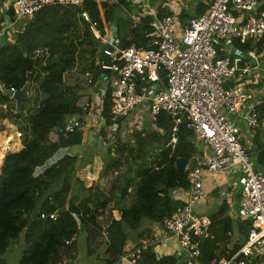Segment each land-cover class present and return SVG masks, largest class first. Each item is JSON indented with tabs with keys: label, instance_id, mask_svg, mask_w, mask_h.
Masks as SVG:
<instances>
[{
	"label": "trees",
	"instance_id": "1",
	"mask_svg": "<svg viewBox=\"0 0 264 264\" xmlns=\"http://www.w3.org/2000/svg\"><path fill=\"white\" fill-rule=\"evenodd\" d=\"M99 1L104 6L102 14L97 0H84L82 8L88 10L102 30V18L105 23L112 22L116 5L111 0ZM209 1H199L193 16L201 15ZM157 9L159 16L169 13L161 5ZM80 10L74 5H44L30 17L22 18L23 27L0 46V83L4 87L0 91V119L7 118L10 125L17 126L21 145L17 151H8L0 165V264H8L3 256L12 243L23 244L17 264H63L66 257L76 255L81 236L85 253L93 258L90 264H112L129 244L128 231L138 230L143 220L160 223L185 200L174 198V192L189 190L187 176L194 165L188 164L199 153L190 131L181 124L177 143L169 145L173 120L169 113L161 111L153 120V127L144 125L126 138L120 136L121 118L111 114L110 87L99 105L103 125L90 140L93 151L97 137L106 144L99 152V178L85 186L76 176V171L91 159L88 160L87 149L80 154L72 151L84 138L88 145L91 129L85 133L83 121L91 104L79 102L82 87L75 75L68 77L71 84L65 82L64 75L75 68L82 74H94L101 61L99 42L79 16ZM6 13L9 21H14L12 8L8 7ZM187 16L181 12L182 20ZM151 19V15L140 16L133 27L123 21L126 30L118 38L120 46L151 48ZM234 43L239 51H261L264 37ZM98 70L103 71L101 67ZM26 82L25 105L17 111L8 91L20 90ZM257 112L258 125L248 153H257L256 158L262 163L264 102ZM69 118L77 119L81 125L65 135L60 128ZM112 123L117 124V131L111 133L112 142L108 143L107 127ZM51 134L56 135L54 140L50 139ZM179 158L186 159L184 171L176 167ZM227 206L222 202L210 214V232L199 237L198 259L203 264L229 257L247 239L250 222L232 221L226 215L230 209ZM42 213L46 216L41 217ZM51 213L54 218L49 217ZM234 228L239 240L231 248H222L221 243L230 244ZM147 248H143L139 258L141 264H176L173 255L149 260ZM261 258L252 256V264Z\"/></svg>",
	"mask_w": 264,
	"mask_h": 264
},
{
	"label": "built area",
	"instance_id": "2",
	"mask_svg": "<svg viewBox=\"0 0 264 264\" xmlns=\"http://www.w3.org/2000/svg\"><path fill=\"white\" fill-rule=\"evenodd\" d=\"M5 1L6 6L0 9V37L11 26L6 18L8 7L13 10L14 20L30 17L52 3L81 8L79 16L98 40V51L111 58L109 70L113 76L101 82V88L104 92L110 87L113 117L123 119L134 113L137 118L148 115L154 120L165 111L173 120L169 145L177 143L181 124L190 131L195 145L204 144L205 149H199L198 158L188 171L190 186L185 200L160 223H154L160 231L159 239L167 242L174 238L178 251L186 254L185 264H203L198 261L199 237L208 235L211 220L196 214L193 207L205 196L203 175L208 172L219 179L226 178L221 184L223 195L230 199V214L251 225L247 239L233 254L210 264H251L252 256H262L256 264H264V163L256 169L242 142V130L254 132L257 127V107L264 102L263 52L254 48L239 51L234 46L235 40L243 43L250 37H264V9L258 7V0H211L201 15L184 22L179 19V0L166 4L160 0H111L122 10L129 5L141 11L142 16L151 15V48L120 46L118 38L111 39L104 21L101 30L88 10L82 8L84 0ZM160 5L169 13L159 16ZM126 14L133 23L140 17L129 11ZM100 67L104 66L100 63ZM163 71L166 73L161 75ZM85 76L88 82L92 81L88 73ZM102 77L103 74L97 75L95 81H103ZM3 90L0 83V91ZM14 92L10 88L9 95L12 97ZM231 114L235 115L234 120ZM80 125L77 119L69 118L60 130L67 135ZM107 131L111 143L117 124L112 123ZM13 135L19 137L20 133ZM99 140L102 146L106 145ZM147 245L127 244L118 261L139 264ZM178 255H173L176 261Z\"/></svg>",
	"mask_w": 264,
	"mask_h": 264
},
{
	"label": "crops",
	"instance_id": "3",
	"mask_svg": "<svg viewBox=\"0 0 264 264\" xmlns=\"http://www.w3.org/2000/svg\"><path fill=\"white\" fill-rule=\"evenodd\" d=\"M169 1H173V0H160L159 3L161 2L163 4H166ZM179 1L182 3V7L180 10V14H179V19L181 22H184L185 20H182L184 18H181V12L182 11H183V13L188 15L186 18H189V17L194 15V9H195L196 4L199 1L205 2L207 0H179ZM192 5H194L193 8H192ZM5 6H6V1L0 0V9L4 8ZM258 7L260 9H264V0H258ZM98 9H99L100 14H102L104 6L98 4ZM121 10H122V8L120 6L116 5V8H114V14H115L114 19L116 21L113 20L112 22H109V23L104 22V24H106L108 26L107 32H109L111 39L118 38V36H117L118 34H119V38H120V33H118L117 35L114 36V33L118 30L117 25H119V23L117 22L118 18L116 16V13H118V16L121 17L124 20V22L129 25L128 16L126 14H123L121 12ZM129 12L135 13V14L141 16V11H138L135 7H132V10H129ZM6 18L8 20L7 22L11 23L7 16H6ZM24 21L25 20H23V19H19V20L15 21L14 24L11 23V26L9 28V32H11L12 35L15 36V33L23 27ZM103 21L104 20L102 18V22ZM115 23L117 25H115ZM120 29L123 30L124 28H120ZM233 51H234V49H233ZM261 51L263 52V54L260 53V55H262L261 56V60H262L261 70H263L264 69V48ZM99 67H100V62H99L98 67L97 66L95 67L93 76H91V74L88 73L90 76V79L92 80V81L88 82V79H87V82L90 84H86L87 82H86V79L84 78L86 73L82 74V73L78 72L76 70V68L73 69L68 75V76L75 75V77L77 78V81L79 83L82 82V84H83L82 85L83 87L81 86L82 87V94L84 95L82 102L88 101L90 104L94 105L93 103L97 102L98 96L100 97V95H101L100 90H101V87H103V85H104L101 82H107L108 80H110L109 78H106L107 74H105L103 72H99V70H98ZM99 74H103V77H102V79H104L103 81H101V79L95 81V77ZM68 80L69 79H67V81ZM84 84L86 86H89V87L88 88L84 87ZM91 109H92V106H91L90 110ZM98 113H99V111H98ZM96 118L97 117L95 115H93L92 111H89L87 117L85 118V120L87 121L86 126L89 125L91 122H93L92 124L95 125ZM99 119H101L100 116H99ZM89 121H90V123H89ZM126 121H128L130 124H133L134 122L135 123L138 122V124H139L140 121H142V123H145L146 126L150 125L151 127H153V123H152L153 120L150 116L144 115V116H142V118H137L134 113H131L126 118L121 119L119 130H118L119 131L118 134L120 136L125 137V138L128 137V134H126L127 128L125 126ZM51 135L53 136V140H54L56 138V135L55 134H51ZM251 136L253 137V135L249 131L245 132V130L243 129L242 137L248 139V141H245V144H246V147L248 150H250L251 146H252ZM91 138H92V133L89 136L90 140H91ZM16 140H18V144H20L19 139H16ZM84 142H85V138L83 139L81 145H79V146L77 145L79 148L73 146L72 151L77 152V153L79 152V154H80L85 149H87L90 156L91 155L93 156L95 152L92 149V144L88 143V145H87ZM201 144H202L201 148L205 149L204 144L203 143H201ZM20 146L21 145H19V147ZM249 155L252 156V159L255 163L256 169H260L263 166L264 162L260 163L257 160V158H256L257 153H254V154L252 153ZM197 156L198 155L194 156L190 160L191 165H193L195 163ZM100 159H101V154H100ZM100 162H102V160ZM97 164L98 163H96L94 158H93L92 162L88 161L87 163H85L81 167L84 169L88 168V170H93L92 173H90V172L88 173V177L92 178V179H87V180H91V181H85V179H82V177H79V175L76 172V176L79 177L83 181L85 186H90L91 184L95 183L96 182L95 176H97V174H98L97 177L99 178V174H100V171L102 169V164H100L99 168H98V166H96ZM81 168H79V169H81ZM224 180H226L225 177L224 178L220 177V179H219V177H215L214 175H212L208 172H204L203 184H204L205 196H204L203 200L201 202H199L194 207L195 213H197L199 215H206V216L210 217V214L214 213L216 211L217 207L222 202H226V204L228 206H230V203H229L230 199L228 198L227 195H223V188H222L223 186L221 183L224 182ZM186 194H187V192L175 191L174 192V196H175L174 198H178V200H183V199H185ZM228 206H227V208H228ZM226 215L234 222H236L238 219V218L234 217V214L233 215L230 214V209L226 212ZM220 231H221V229H220ZM207 232L209 233L210 231L207 229ZM159 233H160L159 229H156L154 227V224H152L148 220H143L141 223V226L138 230L128 231L127 243H130L133 245H138V244L144 243V242L149 243L147 245V247L149 246V248L146 247L147 251L149 250V252H148L149 260L150 259L155 260V259L164 257L166 255H178L180 251H178V245H177L176 240L174 238L170 237L169 239H167V242H165V241L163 242L159 239ZM238 237H239L238 231L236 228H234L232 230V233H231L230 244L228 242L221 243L222 248L226 249V246H228V248H231L232 245L235 244L239 240ZM83 238L84 237L81 236L78 239V244H77L78 247H77L76 255L73 257H69V256L66 257L63 264H90L93 262V258L88 256L85 253ZM221 258H224V256H222ZM251 258L252 257H250V261H251ZM177 259H178V261H176V264H185V260H186L185 252H180V254L177 256ZM198 261H199V259H198ZM187 262H188V260H187ZM112 264H124V263H121L117 260L116 262H114ZM139 264H141V262H139ZM251 264H252V261H251Z\"/></svg>",
	"mask_w": 264,
	"mask_h": 264
},
{
	"label": "rangeland",
	"instance_id": "4",
	"mask_svg": "<svg viewBox=\"0 0 264 264\" xmlns=\"http://www.w3.org/2000/svg\"><path fill=\"white\" fill-rule=\"evenodd\" d=\"M193 6L194 5H192V8H193ZM126 7H127V9L132 10V8L130 6H126ZM121 12L123 14H125L126 13V10H124V11L121 10ZM116 16L118 18L117 19V22L119 23V25L116 24L117 22L115 23V25H117V27H118V30L114 33V36L117 35L118 33H123V31L126 30V26H124V23H123L124 20L121 17L118 16V13H116ZM114 21H116V20L114 19ZM120 28H124V29L121 30ZM8 34H9V29L6 31V33L3 36H1V38H0V45H2L7 40V37L6 36H8ZM10 34H12V33H10ZM117 36L119 37V34ZM99 59H101V56L99 57ZM68 75L69 74L64 75V80H65L66 83H70L71 84L72 82H70L71 81L70 79H69L70 81L69 80L67 81V79L69 77ZM91 76H93L92 73H91ZM112 76H113L112 73H108L106 75V78H110L111 79ZM84 78L86 79V82H87V79L88 78L86 76ZM89 78H90V76H89ZM86 84H90V83L87 82ZM80 85L81 86L83 85L82 82L80 83ZM84 87L88 88L89 86H86L84 84ZM9 91H8V93H9ZM105 91L103 92V90L101 88V90H100V93H101L100 97L98 96L97 102L93 103L94 105L91 104L92 109L89 110V111H92L93 115H95L97 117L96 118L95 125L92 124L93 122L90 123V121H89L90 124L88 123L89 125L86 126V122L87 121H85V120L83 121V123L85 122L84 123V126L86 127L85 128V133L88 132V128L91 129V131L89 132V135H91V133H93L94 131H98L102 127V125H103L102 120L99 119V116L100 115H99L98 111H99V105H100V103L102 101V98L104 96ZM81 94H82V91H81ZM83 96L84 95L82 94V97L79 99V102H81V103H84L85 102V101L82 102ZM230 118L232 120H234L235 119V115L234 114H231L230 115ZM12 125H13V123H12ZM12 125H10V122H9V120L7 118H1L0 119V165H1L2 161H3V158H4L5 154L8 151H17V150L20 149V147H19L20 144H18V140H16L17 139V136L16 135H13L14 132H17V130H16L17 129L16 128L17 126L15 124L13 126ZM144 125H145V123H142V121H140L139 124H138V122L137 123L134 122L133 124H130L128 121H126L125 126H126L127 132H128V133L126 132V134H128V136H129L130 133H131V131L137 130V129L141 128ZM50 136H51L50 139L53 140V136L52 135H50ZM244 139H245V141H248L247 138H244ZM191 141H192V139H191ZM90 142L91 141H90V139L88 137V143H90ZM95 143H96L95 144V147H96L95 148V151H97V152L94 151L95 152L94 155L93 156L91 155L92 157L89 156V158H88V155H86V157L84 158V160H86L87 158L89 160L91 158L89 161L92 162V160L94 158L95 162L98 163L96 166H98V168H99L100 164H102V162H100L101 159H100V153L99 152L103 151L104 149L101 148L102 147V142H100V140H99L98 137L96 138ZM91 144H93V143H91ZM191 146H193V145H191ZM201 146H202L201 142H197L196 143L195 150L196 149H198V150L199 149H202ZM105 148H107V146ZM197 158H198V156L196 157V160H197ZM196 160H195V162H196ZM87 162H85V163H87ZM190 162L191 161H189V164L188 165L191 164ZM92 171L93 170H88V168H85V169L84 168H81V169H79L76 172L79 175V177H82V179H85V181H91V180H87V179H92V178H89L88 177V173L89 172L92 173ZM97 176H98V174H97ZM97 176H95V180H98V177ZM114 215L118 216V214L116 213V211L114 212ZM22 248H23V244L22 243H16V244L15 243H12L9 246V248L7 249L5 256H3L6 259V262L8 264H17V260L19 258V254H20V251H21Z\"/></svg>",
	"mask_w": 264,
	"mask_h": 264
},
{
	"label": "water",
	"instance_id": "5",
	"mask_svg": "<svg viewBox=\"0 0 264 264\" xmlns=\"http://www.w3.org/2000/svg\"><path fill=\"white\" fill-rule=\"evenodd\" d=\"M129 24L132 26V22L130 21ZM111 47H107V50H110ZM101 62L103 67V72L105 74L110 73L109 66L111 65V58L107 53H101ZM166 72L163 71L161 75H164ZM29 73L27 74V80L29 79ZM163 83H166V77L163 78ZM142 84H139L141 86ZM27 89H28V82L23 86L22 89L17 90L13 93L12 98L15 100L17 111H20L21 108L25 105V98L27 96ZM176 167L179 171H184L186 169V159H177L176 160ZM103 179H101L102 181ZM210 264V263H208Z\"/></svg>",
	"mask_w": 264,
	"mask_h": 264
},
{
	"label": "clouds",
	"instance_id": "6",
	"mask_svg": "<svg viewBox=\"0 0 264 264\" xmlns=\"http://www.w3.org/2000/svg\"><path fill=\"white\" fill-rule=\"evenodd\" d=\"M97 3L99 4L100 1L97 0ZM99 5H100V4H99ZM127 6H129V5H127ZM130 7H131V6H130ZM131 8H132V7H131ZM136 9H137V8H136ZM125 10H126V9H125ZM123 11H124V10H123ZM126 11H127V10H126ZM125 14H126V13H125ZM126 15H127V14H126ZM127 16H128V15H127ZM138 16H139V15H138ZM141 16H142V15H141ZM3 20H4V19H3ZM15 21H17V20L10 21V22H11L12 24H14ZM129 22H130V20H129ZM133 25H134L133 22H132V26L129 24L130 27H133ZM9 28H10V27H9ZM9 28H8V29H9ZM8 29H7V30H8ZM10 33H11V32H9L8 36H6L8 41L12 40V38H13V36H14V35H12V34H10ZM2 36H3V35H2ZM0 38H1V37H0ZM118 38H119V37H118ZM101 53H102V52H101ZM100 63L102 64L101 61H100ZM103 73H104V72H103ZM16 91H17V90H16ZM121 119H122V118H121ZM108 127H110V126H108ZM108 127H107V128H108ZM242 132H243V130H242ZM245 132H246V131H245ZM250 133L253 135L254 132H250ZM17 139H18V137H17ZM242 142H243V144L246 146L244 138H243ZM246 152H247V154H249V153H248V149H247V147H246ZM250 156H251V155H250ZM251 157H252V156H251ZM250 226H251V225H250ZM249 230H250V229H249ZM247 236H248V235H247ZM239 247H240V246H239ZM239 247H238V248H239ZM199 262H200V261H199ZM210 263H211V262H210ZM207 264H208V263H207Z\"/></svg>",
	"mask_w": 264,
	"mask_h": 264
}]
</instances>
